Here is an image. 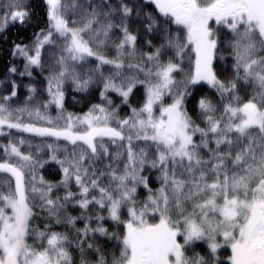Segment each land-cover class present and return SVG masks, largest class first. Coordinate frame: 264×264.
Listing matches in <instances>:
<instances>
[{"label":"snow or ice","instance_id":"snow-or-ice-1","mask_svg":"<svg viewBox=\"0 0 264 264\" xmlns=\"http://www.w3.org/2000/svg\"><path fill=\"white\" fill-rule=\"evenodd\" d=\"M0 264H264V0H0Z\"/></svg>","mask_w":264,"mask_h":264}]
</instances>
